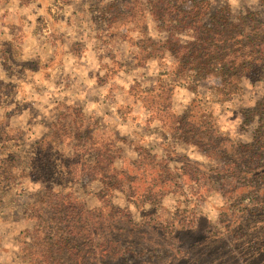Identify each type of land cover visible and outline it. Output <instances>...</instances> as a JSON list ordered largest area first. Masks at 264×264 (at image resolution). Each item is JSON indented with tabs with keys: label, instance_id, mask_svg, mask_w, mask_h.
<instances>
[{
	"label": "rangeland",
	"instance_id": "374dc122",
	"mask_svg": "<svg viewBox=\"0 0 264 264\" xmlns=\"http://www.w3.org/2000/svg\"><path fill=\"white\" fill-rule=\"evenodd\" d=\"M39 1L0 0V161L10 154L17 160L0 177V264L48 261L32 217L46 185L30 178V166L60 114L75 128L74 112L94 138L113 141L115 167L124 169L121 181L130 190L109 192L78 171L66 179L57 162L52 188L71 192L86 210L103 209L102 235L113 248L78 260L51 252L52 262L264 264V120H245L242 112L264 102V82L226 101L211 95L212 78L174 87L171 110L196 125V140L188 143L167 134L149 94H158L171 60L137 65L132 27L116 26L135 0ZM205 1L213 10L227 5L234 16L264 13L258 0ZM148 26L149 37L166 38ZM61 131L56 160L72 152ZM27 248H36V257Z\"/></svg>",
	"mask_w": 264,
	"mask_h": 264
},
{
	"label": "trees",
	"instance_id": "16d2710c",
	"mask_svg": "<svg viewBox=\"0 0 264 264\" xmlns=\"http://www.w3.org/2000/svg\"><path fill=\"white\" fill-rule=\"evenodd\" d=\"M258 1L264 7V0ZM116 20H119L116 22L118 28L132 27L136 40L131 43L138 50L137 65H144L149 60H171L170 68L157 81L155 89L158 94H154V89L149 94L154 95L152 100H158L157 109L162 114L159 122L166 128L167 134L188 143L196 140V125L185 112L181 116L171 110L169 92L174 87L197 86L212 78L211 95L226 101L243 93L245 85L254 87L264 82V13L247 10L234 16L227 5L213 10L205 0H151L147 4L135 0L128 12L118 13ZM149 23L166 38L154 40L149 37ZM179 36L186 40H181ZM263 103L258 102L252 109L242 111L243 118L254 120L258 117L259 121H263ZM63 115L60 114L53 126L55 132L37 142V163L29 165L30 178L46 185L37 194V205L33 206L37 207V217L32 216L37 221L35 232L38 230L43 235L42 253L48 260L44 264H55L52 261L56 251L77 259L84 252L97 255V248H113V240L102 235L104 228L100 215L105 213L103 209L86 210L71 192L64 194L52 188L57 162L66 179L78 171L89 181L97 180L105 185L109 192L111 188L124 193L130 190L121 181L124 169L115 167V159H118L115 154L119 151L113 152V141L94 138L89 132L90 126H86V119L81 118L79 112L71 113L75 128L70 131ZM60 130L69 135L66 139L71 142L72 152L70 157L57 154L59 159L56 160L52 152L64 143ZM149 159L151 162V156ZM16 161L14 154L3 158L0 161V177L8 176L10 167ZM162 181L163 184L170 182ZM37 248L40 246L37 245ZM27 249L29 256L36 257V248Z\"/></svg>",
	"mask_w": 264,
	"mask_h": 264
},
{
	"label": "crops",
	"instance_id": "0c3cea01",
	"mask_svg": "<svg viewBox=\"0 0 264 264\" xmlns=\"http://www.w3.org/2000/svg\"><path fill=\"white\" fill-rule=\"evenodd\" d=\"M38 2L40 3V1L39 0H37V4H38ZM42 7V6H41Z\"/></svg>",
	"mask_w": 264,
	"mask_h": 264
}]
</instances>
